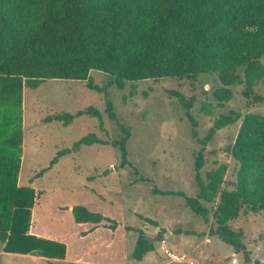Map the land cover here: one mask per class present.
Instances as JSON below:
<instances>
[{
	"label": "rangeland",
	"instance_id": "1",
	"mask_svg": "<svg viewBox=\"0 0 264 264\" xmlns=\"http://www.w3.org/2000/svg\"><path fill=\"white\" fill-rule=\"evenodd\" d=\"M239 74L244 77V68ZM110 79L108 73L94 70L91 81L100 90L90 88L88 81L63 79L24 89L19 184L33 186L37 193L30 233L63 241L66 256L5 252L0 240V264H231L233 253L239 254L240 264H249L242 252L210 233L217 228L219 196L204 203L209 208L206 222L183 196L163 192L197 196L195 166L201 150L203 178L226 164L221 189L235 187L239 162L226 147L235 142L243 118L218 130L207 145L202 140L221 114L264 115V82H256L250 98L247 83L232 85V98L220 105L214 92L223 84L215 73L127 82L124 89L110 85ZM254 94L263 100H252ZM7 113L0 107V138L10 136L16 122L15 112ZM125 129L130 136L124 160L117 142L125 137ZM88 135L95 137L93 144L74 148ZM67 148L73 151L61 155ZM44 168L47 171L37 177ZM76 205L109 219L79 225ZM114 221L117 226L112 228ZM229 224L242 231L249 251L256 245L264 249V211L242 209ZM138 230L146 236L164 230V240L153 242L141 261L132 255Z\"/></svg>",
	"mask_w": 264,
	"mask_h": 264
},
{
	"label": "trees",
	"instance_id": "2",
	"mask_svg": "<svg viewBox=\"0 0 264 264\" xmlns=\"http://www.w3.org/2000/svg\"><path fill=\"white\" fill-rule=\"evenodd\" d=\"M263 60L264 0H0V107L6 116L15 112L16 119L12 134L0 138V240L5 252L66 256L63 241L30 233L37 193L33 186L19 184L26 86L36 88L48 79L83 80L100 90L91 81L94 70L108 73L109 84L119 89L127 82L195 79L215 73L223 84L215 90V98L224 105L232 98L230 87L235 84L247 83L245 94L252 96L256 82H264ZM241 68L244 77L239 74ZM253 98L263 100L258 94ZM111 117L116 118L114 113ZM240 119L236 140L226 147L239 162L233 189H221L226 164L211 169L203 178L205 157L201 150L195 166L197 196L174 190L163 194L183 196L206 222L209 208L204 203L219 196L214 211L217 228H211L210 233L242 252L250 264L251 252L242 231L229 223L242 209L264 211V115L249 112L243 116L240 111L221 114L202 143L207 145L218 130ZM125 131V137L117 142L124 160L130 136L129 130ZM92 138H80L74 148L93 144ZM72 151L67 148L60 154ZM57 160L53 158L49 168ZM46 171L44 168L36 176ZM73 213L79 225L109 219L85 205L74 206ZM116 226L114 221L112 228ZM138 232L132 255L141 261L152 250L153 242L142 230Z\"/></svg>",
	"mask_w": 264,
	"mask_h": 264
},
{
	"label": "clouds",
	"instance_id": "3",
	"mask_svg": "<svg viewBox=\"0 0 264 264\" xmlns=\"http://www.w3.org/2000/svg\"><path fill=\"white\" fill-rule=\"evenodd\" d=\"M165 252H167V249H164ZM251 255H250V264H257V261L259 264H264V255L261 253L264 252V249H262L259 245H256L250 249ZM231 264H240V256L237 253H233Z\"/></svg>",
	"mask_w": 264,
	"mask_h": 264
},
{
	"label": "water",
	"instance_id": "4",
	"mask_svg": "<svg viewBox=\"0 0 264 264\" xmlns=\"http://www.w3.org/2000/svg\"><path fill=\"white\" fill-rule=\"evenodd\" d=\"M151 242H159L164 240V232L159 230L155 236H148Z\"/></svg>",
	"mask_w": 264,
	"mask_h": 264
},
{
	"label": "crops",
	"instance_id": "5",
	"mask_svg": "<svg viewBox=\"0 0 264 264\" xmlns=\"http://www.w3.org/2000/svg\"><path fill=\"white\" fill-rule=\"evenodd\" d=\"M19 254V253H18Z\"/></svg>",
	"mask_w": 264,
	"mask_h": 264
}]
</instances>
